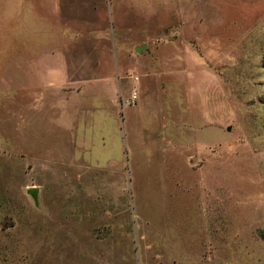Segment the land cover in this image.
<instances>
[{
  "label": "rangeland",
  "instance_id": "obj_1",
  "mask_svg": "<svg viewBox=\"0 0 264 264\" xmlns=\"http://www.w3.org/2000/svg\"><path fill=\"white\" fill-rule=\"evenodd\" d=\"M0 264H264V0H0Z\"/></svg>",
  "mask_w": 264,
  "mask_h": 264
},
{
  "label": "crops",
  "instance_id": "obj_2",
  "mask_svg": "<svg viewBox=\"0 0 264 264\" xmlns=\"http://www.w3.org/2000/svg\"><path fill=\"white\" fill-rule=\"evenodd\" d=\"M51 54H53V53H51ZM63 78L64 77L62 75V79ZM42 79H43V76H42ZM100 81H105L106 84H110L111 83L115 87V83H114V79H113V76L112 75H109L108 74V76H106L105 78H103ZM54 85L56 86V89L57 90H63L65 92V97H68L71 93H72V95L73 94H77V93H82V91H83L82 89H83V87H85V85L81 89H77V87H74V88L73 87H69V86L65 87V86H62L61 85V82H57ZM42 87L44 88V86H42ZM114 87H113V89H114ZM19 90H20V99H19V115H18V117H19V119H25L24 109H23V104H22V90H24L23 91V99H24L25 97H27V95H26L27 94V86L25 85V86L22 87L21 84H20V89ZM114 91H115V89H114ZM43 92L38 97V100H39L40 103H43L44 102V99H45V96H44ZM121 97H123L122 94H120V96H119L120 100H121ZM113 98H114V102L116 103L117 100H116V94H115V92H114V97ZM25 106H26V103H25ZM14 115H16V117H17V114L16 113H14ZM64 117L67 118V119H69V115L64 116ZM54 118L55 117H51L50 119H54ZM57 119H59V118H57Z\"/></svg>",
  "mask_w": 264,
  "mask_h": 264
},
{
  "label": "water",
  "instance_id": "obj_3",
  "mask_svg": "<svg viewBox=\"0 0 264 264\" xmlns=\"http://www.w3.org/2000/svg\"><path fill=\"white\" fill-rule=\"evenodd\" d=\"M143 47V45H140L137 47V49H141ZM38 187L36 186H32V187H28L27 188V192L31 195V197L34 200V203L37 204L38 203Z\"/></svg>",
  "mask_w": 264,
  "mask_h": 264
},
{
  "label": "built area",
  "instance_id": "obj_4",
  "mask_svg": "<svg viewBox=\"0 0 264 264\" xmlns=\"http://www.w3.org/2000/svg\"><path fill=\"white\" fill-rule=\"evenodd\" d=\"M138 77L135 76V79H137ZM137 99V93L135 90H132L130 93V96L127 98L121 97V104L125 103V104H133L135 102V100Z\"/></svg>",
  "mask_w": 264,
  "mask_h": 264
}]
</instances>
